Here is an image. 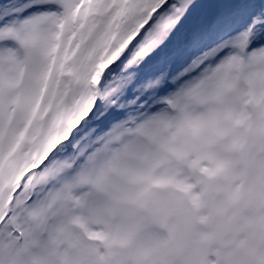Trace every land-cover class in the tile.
Returning <instances> with one entry per match:
<instances>
[{
	"label": "snow or ice",
	"instance_id": "1",
	"mask_svg": "<svg viewBox=\"0 0 264 264\" xmlns=\"http://www.w3.org/2000/svg\"><path fill=\"white\" fill-rule=\"evenodd\" d=\"M0 264H264V0H0Z\"/></svg>",
	"mask_w": 264,
	"mask_h": 264
}]
</instances>
